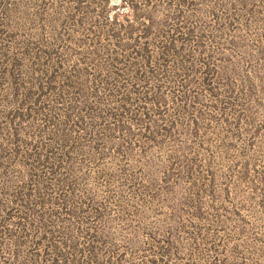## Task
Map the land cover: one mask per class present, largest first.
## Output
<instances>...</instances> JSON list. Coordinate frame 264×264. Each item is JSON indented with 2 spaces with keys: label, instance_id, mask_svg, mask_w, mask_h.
Segmentation results:
<instances>
[{
  "label": "rangeland",
  "instance_id": "1",
  "mask_svg": "<svg viewBox=\"0 0 264 264\" xmlns=\"http://www.w3.org/2000/svg\"><path fill=\"white\" fill-rule=\"evenodd\" d=\"M130 1L0 0V264H49L43 232L78 264H264V0H150L176 56L103 63L147 24ZM24 94L60 100L31 117ZM58 130L76 150L48 202L26 219L16 200L9 221L19 153Z\"/></svg>",
  "mask_w": 264,
  "mask_h": 264
},
{
  "label": "trees",
  "instance_id": "2",
  "mask_svg": "<svg viewBox=\"0 0 264 264\" xmlns=\"http://www.w3.org/2000/svg\"><path fill=\"white\" fill-rule=\"evenodd\" d=\"M127 1L130 0H122V3L125 4ZM130 3L134 16L145 18L147 20V24L143 23L141 25L142 29L140 30L139 35L137 37L134 36L135 30L133 29L132 24L123 27V32L125 33L124 35L127 37L126 39L129 40V42H126L122 45L123 57L120 58V56L114 55L113 57L106 58L103 63H106V61L110 64H118L117 62H126L127 64L134 66L136 64L141 63H160V61L162 63H165L167 59H170V57L173 58L174 56H176L175 53L178 47L177 45L182 42V37L179 31L174 28H165L162 23H155L154 20H151L149 18V14L151 13L150 11L153 9V5L151 4L150 0H144L137 3H135V0H131ZM157 25H159V28L156 29V33L155 35H153ZM154 38L157 39L155 42H153ZM149 39H151V41H149ZM141 40L143 41L142 45H140ZM151 46L154 49L150 48ZM44 54L47 55V53ZM56 74L60 75L58 72H56ZM45 89L52 91V89L48 86ZM59 96V94H24V101L28 106H31V108L27 110V115L30 114L31 117H34V114L38 115V106L41 105L43 99H48L49 97L51 99L57 98V100H60ZM63 121L65 123H68L65 118L63 119ZM11 137L13 136L11 135ZM77 143L78 142L76 141V139H73L71 137V134L64 132L63 130H58L57 137H55L53 141H48V144L39 148L35 147V149L31 150L29 153H26L25 149H23L25 150V152L22 151L21 153H19L22 154L21 156L23 158L22 163L20 164L21 166H23V170H21V173L23 171V176L25 177L22 185L26 189L23 190V194L22 192H20L19 196H17L16 194L14 195V193H11L10 200H8L10 208L8 209L7 213L9 221L12 220L14 212L16 211L14 210V208H12V204H14L16 200L22 201L23 205L21 212L26 219H28V217L34 211L32 209V203L34 208V206L37 207L39 204H41L43 207L48 202L47 190L48 187L51 186V183L55 181L56 175H58L57 171L62 165L61 160L63 158L65 159V157L68 156L70 151L76 150V147L74 146H77ZM23 145L24 144L21 141L18 144V146ZM63 149L64 152H62ZM65 149H67L66 152ZM15 155H17V152L12 151L9 156L12 160H14L13 158L15 157ZM29 160H32L35 165L33 166L32 163L29 164ZM11 162H13V164H10V171H12L13 169L15 160ZM61 184L60 182H58L59 188L61 187ZM63 190H59V192L61 193L63 192ZM38 212L40 213V210ZM46 216L47 213H45V210L40 213L39 218L37 216L36 221H38L37 224L39 226L40 221H43L44 223V219L46 218ZM44 225L45 224H43L42 227H44ZM23 226H25L24 222ZM25 230L26 228L24 229V231ZM24 233L26 232H23V234ZM27 235L29 236L30 234L27 233ZM9 237H13L11 231H9ZM57 247L58 246H56V244L51 241V238L50 240H48L47 234L43 232V240L41 239L40 242H36L33 245L34 249H32V251H37L41 249L42 254L50 252V255H52L53 257V260L50 261L49 264H56L58 258H61V261L64 258L65 264H78L75 261L80 260L79 256L77 255L79 254V250H77L75 246H73V244H67V246L65 247L67 256H65L64 254L61 255L60 251L58 250L56 251ZM28 249L27 252L31 253L30 248ZM91 252V248H88L87 253L89 258L91 256ZM60 264H62V262H60ZM87 264H92V262L88 261Z\"/></svg>",
  "mask_w": 264,
  "mask_h": 264
}]
</instances>
